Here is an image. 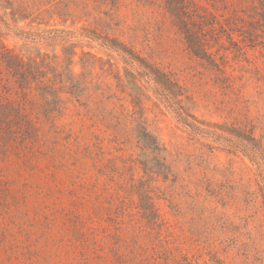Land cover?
Segmentation results:
<instances>
[{
	"label": "rangeland",
	"instance_id": "374dc122",
	"mask_svg": "<svg viewBox=\"0 0 264 264\" xmlns=\"http://www.w3.org/2000/svg\"><path fill=\"white\" fill-rule=\"evenodd\" d=\"M195 1L223 19L252 13L249 1ZM176 7L0 0V264H162L164 256L120 248L148 241L136 225L149 197L190 264H264V166L230 130L247 116L264 131V48L223 34L206 58ZM94 31L140 62L87 36ZM14 57L57 66L45 71L57 85L69 64L75 81L56 98L36 85L30 99ZM142 61L176 79L182 96L158 88ZM30 113L52 117L33 130ZM141 119L170 153L164 178L145 177L161 164L132 131Z\"/></svg>",
	"mask_w": 264,
	"mask_h": 264
},
{
	"label": "trees",
	"instance_id": "16d2710c",
	"mask_svg": "<svg viewBox=\"0 0 264 264\" xmlns=\"http://www.w3.org/2000/svg\"><path fill=\"white\" fill-rule=\"evenodd\" d=\"M175 1L179 4V7H176V10L179 13L184 14L185 17L187 16L189 21L188 25H190V27H187L188 25L183 22V25H185L184 30L186 36L189 37L187 39L188 42L196 43L197 46L200 47L201 53L203 52V56L206 58H210L211 54L205 51L204 47L206 46L210 49L211 43L217 44L223 34L227 37L229 42H232L233 35L239 33L244 46L252 48L250 44H254L256 40L258 42L257 44L264 48V42H260V34L262 33L264 36V0H240L239 2L243 3L250 2L249 8L252 13L248 14L246 11H242L243 16H237L236 20L223 19L221 15L218 16L216 12L198 4L195 0ZM214 6L215 5H211L213 8ZM53 32L59 35L67 33L66 31ZM87 36L96 40H102L103 44L108 46L112 51L124 52V55L130 57L133 56L134 58H137L136 60H139L138 57H136L131 50H128L127 47L117 38L108 39V37H101L100 35L95 34V31L91 34H87ZM190 48L191 50H195L192 49V47ZM1 49L7 51L4 46L1 47ZM194 55L197 58H202L197 56L196 53H194ZM14 58L17 62L15 61V64L12 65V70L17 69L19 75L30 77V99L34 96L32 91L36 85L41 86L40 91H42L44 95L56 98L58 97L61 87H64L65 84L71 86L75 81L69 64L63 68L62 73L55 76L58 78L57 80H59V85H57L51 83V80L47 78V75L50 73L47 74V72H45L52 70L51 72L55 74L53 69L57 66L50 67L47 64L42 65L36 60H30V63H28L30 64L29 66L23 61L17 60V57ZM142 62V64L145 65L144 68L146 74L154 81L158 88L163 89L170 96L174 97L175 95V99L182 96L178 93L179 89H181L179 82L176 79H173L169 73L155 67L153 64H149V62ZM41 68H43L44 71H42ZM64 75H67V77ZM19 116L21 115L17 113L16 117ZM41 116H43V118L46 116L48 118L52 117V115H44L42 113H30V128L37 130L35 129L37 127L36 124L37 122L41 123ZM40 123L38 124L40 125ZM230 130H233L234 132V135L231 136L233 137V140L236 141V147L242 150L244 155L256 162L258 166H264V131L260 122L257 123L246 116L242 122L232 124ZM132 131L137 136L139 145L142 146L146 152L150 150L153 153H156L157 160L159 161V164H161V169L158 168L157 171L152 170L150 172H145V177L150 179V177L156 175L164 178L165 173L169 171L171 172V164L168 162L167 158L170 154L169 151L163 145H160L157 138L148 131L142 119L136 122ZM137 214L139 215L138 221L140 222L136 225V233L140 231V234L148 237V241H146V244L141 245L138 242L126 239L123 242L125 248L121 246L120 248L130 251L131 253L135 252L134 250L143 249L145 253L159 257L164 256V258H162V264H190V260L182 253V248L176 243L177 241L164 233L163 221L161 220L151 197H149L147 208H139ZM131 227L135 229L134 226ZM215 260V262H219V260ZM159 262L157 264H159Z\"/></svg>",
	"mask_w": 264,
	"mask_h": 264
}]
</instances>
